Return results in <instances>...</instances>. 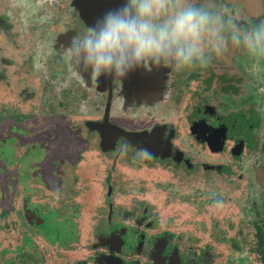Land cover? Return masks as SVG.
<instances>
[{"label": "rangeland", "instance_id": "rangeland-1", "mask_svg": "<svg viewBox=\"0 0 264 264\" xmlns=\"http://www.w3.org/2000/svg\"><path fill=\"white\" fill-rule=\"evenodd\" d=\"M109 1L112 9L120 4V0ZM235 1L229 0V6L234 8V5L230 3ZM241 1L244 5L236 9L234 13L242 23L246 24L251 19H264V0L263 5L261 0H258L256 8L252 7V0ZM27 3L24 16L20 15V19L17 20L16 11L11 7V0H0V21H7L4 16H8L10 24H16L11 35L4 36L0 31V44L4 47L0 49V264H75L74 260L78 257L86 256L90 249V246L86 247V245L88 246L89 240L92 242L91 232L96 219L100 215L107 214V208L102 209L108 189L106 176L114 160H116L115 167L118 165L119 168L118 172H114L115 182L117 185L123 184L125 189L134 193L118 194L113 198L129 206L134 205L133 210L137 208V214H140L138 218H141L139 219L141 230L146 229L147 233L154 235L168 231L171 234L169 238L171 237L170 239L185 248L183 251L185 257L182 256L179 264L185 261L186 264L195 262L203 264V258L208 255L212 264H260L257 257L263 255L254 253L259 249L256 247L258 241L255 223L264 222V201H262L263 205L256 203L255 199L258 198L255 193L263 199L264 194L259 189V185H264V160L259 162V165H255L256 170L260 171L257 189L249 185L250 181L246 174L244 175L242 166L252 173L254 165L251 160L255 158L262 160L257 157V152H252L250 145L264 142V118L260 122L258 120L259 115L264 116V59L258 61L257 66L253 68V61L241 50L236 51V48L229 47L227 49L229 53L224 54V51L215 56L207 67L192 68L196 69L193 71L196 73L194 76L197 77L193 81L194 84L188 81L189 74L193 73L191 70H185L186 73L184 72L185 74L180 77L182 80L180 79L178 84L177 81L174 84L171 81L167 82L166 77L160 76L166 72L164 68L146 71L145 78L143 69L129 73L123 80L115 78L119 87L126 89V92L137 93L135 94L137 99L140 96L148 97H144L142 100L144 102L149 101L150 98L153 99L148 107L139 109L138 112L142 114L140 118L131 122L125 119L121 110L117 108L120 104L118 101H114L116 109H113L110 116L109 113L105 114V102L100 96H95V109L102 106L97 111L91 110L90 107L86 108V103H83L85 100H82V103L79 102L76 98L77 94L74 96V93L60 91L59 88L65 90L68 84L73 86L79 84L80 92L84 94L86 86L83 84L91 83L94 86L99 84L98 81H92L88 75L73 72L69 76V70L74 71V68L67 66L66 62H63L66 66L65 74H59L58 77L62 79L60 82L56 81L58 74L53 66L55 62L53 59L61 57L64 51L67 52L65 45L59 48L61 52L57 48L54 51L52 48L44 49L45 53L49 50L53 52V54L50 53V62L46 59V54L37 48V40L35 47L29 48V53L21 44H19L21 47L14 46L18 44L17 39L21 33L25 36L26 30L22 26L25 19L31 16L30 14H34L33 22L43 34L60 27V21L56 22V18L53 17L55 11L48 10L45 0H28ZM7 5L11 12L13 11L12 13H3ZM71 7V5H63L69 14L73 9ZM102 15L100 14L96 20ZM60 20L65 24V29L77 27V30H74L75 38L85 32L84 25L81 22L79 27L80 21L76 18L67 17ZM41 41L44 48L46 41L44 39ZM17 50H19L18 53ZM8 59L12 62H8ZM108 78L112 79L107 77V82ZM158 78L160 82L156 80ZM54 85L58 87L54 88ZM173 85V93L178 91L179 94L174 99V110L165 114L153 111L159 106L157 105L159 101L153 98L155 91L158 93L166 90L163 97L166 102H169L173 95ZM98 90L102 91L101 85ZM195 90L197 93L192 97V92ZM221 92H225L226 95ZM26 98H29V101ZM245 98L248 101L256 100L255 104L253 102L239 106L237 100ZM231 99L236 100L234 104L237 106H231L230 103L233 102ZM237 113L252 116L253 121L243 120L236 115ZM23 116L24 119H22ZM193 121L202 123L204 127H201V124L197 128ZM121 123L130 126L128 129L123 128ZM24 124L28 129H23ZM100 126L104 128V137L97 134L101 132V129L97 128ZM244 126L249 130L243 128ZM200 128H205L204 137L209 133L222 134L216 139L217 143H213L212 140L202 138ZM93 129L98 130L97 133L91 134ZM12 134L18 136L19 141L32 139V135H35L41 146L31 145L19 159V164H16L18 159H16L13 143H8V139L2 140ZM161 135L162 138H159ZM241 137L242 141H240ZM76 138H78L77 142L85 148L80 168L81 173L86 174V177L82 178L87 179L86 181L81 179L79 183H75L71 181V177V180L63 183L60 177V181L54 182L52 181L55 178L54 175L45 181L29 180L25 187L24 182L14 181L12 172L16 166L19 168L23 164L24 167L20 168L24 169L25 175L36 178L38 166L50 163V159L59 160L61 154H63L62 158L66 154L76 157L77 153L69 149L70 145L75 144ZM140 139H144L148 154L138 144L133 143L134 140ZM159 139L163 142L161 148L156 145ZM260 139H262L261 142ZM125 142L126 149L122 150L121 144ZM99 144L103 148L101 146L99 148ZM222 144L226 147L225 152L221 149ZM88 145L89 147L86 148ZM169 147H171V155L168 157L165 149ZM238 147L239 151H237ZM216 148L221 151H215ZM123 155L130 157V160H123ZM178 155V160L184 162L186 168L190 166L193 172L189 175L191 185L188 189H190L191 198L185 202L174 201V189L181 186L182 189L184 188V182L180 179L183 167L178 165L176 160ZM220 157H228L229 163L233 166ZM135 160L138 163H135ZM238 162L242 166L237 165ZM225 166H227L228 174L221 175L225 171H221ZM41 171L45 172L42 169ZM200 175L205 180L197 177ZM211 176L215 177V182L218 180L216 185L222 187V193L212 192L214 187L212 188L211 181L208 179ZM206 179L209 181L207 182ZM145 182L152 186L159 184L160 186L155 188L161 187L162 190L153 191V189L149 195L145 196L137 194L135 190ZM204 185H207L208 189H205V192L210 195V198H204L206 206L203 205L201 209L199 202ZM18 186L19 190L15 192ZM170 189L173 190L172 194L169 193ZM23 195L30 197L34 208L41 214L34 212L32 216H28L33 220L28 226L23 220L28 214L24 212V209L16 208L21 204ZM233 196H235L234 200ZM198 197L200 198L197 199ZM216 197L223 201H217V203L214 201ZM136 199H141V202ZM119 210L121 211L120 208ZM148 218L154 219L152 226L154 228L146 227ZM114 219L115 216L108 226L114 223ZM143 219L145 220L142 221ZM131 226L136 227V225ZM236 235L239 239L235 238ZM156 239L153 237L152 242ZM158 239L161 240L159 237ZM244 239L247 241L244 242ZM57 243L70 244L61 246ZM233 249L239 251H231ZM222 257L226 260L223 263Z\"/></svg>", "mask_w": 264, "mask_h": 264}, {"label": "clouds", "instance_id": "clouds-1", "mask_svg": "<svg viewBox=\"0 0 264 264\" xmlns=\"http://www.w3.org/2000/svg\"><path fill=\"white\" fill-rule=\"evenodd\" d=\"M66 47L75 73L97 78L205 68L229 47L255 68L264 59V19L242 23L229 0H120Z\"/></svg>", "mask_w": 264, "mask_h": 264}, {"label": "trees", "instance_id": "trees-1", "mask_svg": "<svg viewBox=\"0 0 264 264\" xmlns=\"http://www.w3.org/2000/svg\"><path fill=\"white\" fill-rule=\"evenodd\" d=\"M240 70H242V69L240 68ZM243 75H244V73H243ZM243 77L245 78V76H243ZM234 101H236V100L231 99L232 103H230V104L232 107L237 106L234 104ZM237 101H238L239 106H245V105L251 104L253 102L255 104L256 100L248 101L247 98H245L243 100H237ZM236 115H239V117H241L243 120L253 121L252 116L248 117L247 115L241 114V113H237ZM25 116H29V115H25ZM262 116L263 115H261V116L259 115V119H258L259 122H260V120H262V118H264V116L263 117ZM22 119H24V116L22 117ZM252 125H253V123L251 124V126ZM243 128H246V127L244 126ZM23 129L24 130L28 129L25 124L23 125ZM246 130H249V129L246 128ZM93 131H95V132H93ZM93 131L91 130V134L97 133L96 131H98V130L93 129ZM260 135L263 136V134L261 132H260ZM7 139H8V143L12 142L14 144L15 139H18V136H14L12 134L10 136L8 135V136L2 138V140H7ZM77 139L78 138L75 139V144H73V146L72 145L69 146L70 151H72V149H73L77 153L76 157L70 156L69 154H66V156L62 158L63 154H61V156L59 157V160L50 159L49 160L50 163H47L46 165H43V164L39 165L38 171L40 172L41 169L45 171L44 176H40L39 179L42 180L44 178L42 181H45L46 179L49 180V178H51V176L54 175L55 178H53V180H52L54 182L60 181L62 178L63 183H64L65 181L71 180L70 178L72 177L71 181H75V183H79V181L82 178L86 177V174L81 173V168H80L81 161H82V153L84 152L85 148L81 145L80 142H77ZM242 140L243 139L241 137L240 141H242ZM261 141H262V139H260V142ZM40 144L41 143L39 141H37V137L35 135H32V139H29V140L24 139L23 141L19 142L18 145L21 148V153L19 155V158L20 159L22 158V156L25 154L26 150L28 148H30L31 145L41 146ZM100 146H101V148H103V146L101 144H99V148H100ZM250 146L253 149L252 152H257V157H259V159H262V160H258V158H255V160H251V163L254 165V167H253L254 169H252V173L249 172L248 168H246L245 166H242L240 164V162H238L237 165L242 166V169H244V172H245L244 175L246 174L247 179L250 181L249 185H253L256 188L259 185L257 183H259L258 182L259 181L258 180V178H259L258 174L260 171L256 170L255 165H259V162L261 163V161L264 160V142H261V143L257 142V144L254 143L253 146L252 145H250ZM76 147H78V149ZM88 147H89V145L86 148H88ZM225 148L226 147L224 145L221 146V149L224 152L226 151ZM239 150L240 149L237 148V151H239ZM215 151L220 152L221 150L216 148ZM214 153L218 154L216 152H214ZM59 155H60V153H59ZM221 156H223V155H221ZM49 157L51 158V156H49ZM46 158H48V157H46ZM220 158H222L223 161H225L227 164L232 165L231 163H229L230 161H229L228 157H220ZM122 159L123 160H126V159L130 160V157L123 155ZM151 159H153V158H151ZM85 162H87V164H88V160H86ZM114 162H116V160H114L112 162V164H110L109 170L107 171V176H106V185H107L108 189H107L105 204L103 205L102 209L107 208V210H106L107 214L106 215H100L96 219V223L94 224L93 230H92L93 234L91 232L92 242H90V240H89L88 246L86 245V247L90 246L89 253H87L86 256H84V257L81 256V257H78V259L74 260L75 264H91V263L92 264H173V263L179 264L180 260L182 259V256L185 257L184 252H183L185 250V248H183V246L181 244L178 245L176 242H174L173 239H170L171 237L169 238V235H171V234H169L168 231L158 232V233H156L158 235L157 236L156 234L154 235V234L147 233L146 229L141 230L139 227V222L141 221L139 219H141V218H138V216L140 214H137V208H136V210L134 209L135 210L134 211L133 210L134 205L129 206L125 203L117 202L113 198L115 195L117 196L118 194L124 195L125 193H127L130 195L131 192L134 193L131 190L125 189V186L123 184L117 185V182H115L116 179H115L114 172L115 171L118 172L119 168H118V165H117V167H115ZM135 163H138V161H136ZM219 165L222 166L221 164H219ZM220 166H218V167H220ZM22 167H24L23 164H22ZM181 167H183V169H182L183 173L180 174V179H182L184 182V184H183L184 188L182 189V186H181L177 189H174V201H177V202L179 200H181V202H185L191 198V195H190L191 192H190V189H188V188L191 185V184H189L191 182V177H189V175H190V172L192 171L191 170L192 168H190V166H188V168H186V166L184 164ZM226 167L227 166H225L221 170V171L225 170L223 173H221V175L224 173L228 174L227 173L228 170H226ZM22 172H23V175H25L24 169H22ZM241 174H242V172H241ZM158 175H160V174H158ZM212 176H211V178H208L211 181L212 188L214 187L212 192L214 194H216L218 192H219V194L222 193V187H219L218 185H216V184H218V180H216V182H215V177H212ZM229 176H231V175H229ZM56 177H58V178H56ZM198 177L202 180H205L202 175H200ZM185 179H186V182H185ZM208 179H206L207 182L209 181ZM82 180L86 181L87 179H82ZM180 182H182V181H180ZM65 183H67V182H65ZM207 185L209 186L210 184L208 183ZM207 185H204V187L202 188L203 189L202 197H201L200 202H199V203H201L199 205L200 208L203 205L206 206L204 198H206V199L210 198V195H207L208 193L205 192V189H208ZM155 186L157 187L160 185L157 184V185L152 186L150 183L145 182L144 184H140V187L138 189H136L135 192L137 194L140 193V195L145 196V195H149L153 189H154L153 191H155V190L161 191L162 190L161 187H159L157 189V188H155ZM205 186H206V188H205ZM259 187H260L259 189H261L263 194H264V185H259ZM169 193L172 194L173 190L170 189ZM241 194H240V196H241ZM255 195L258 198V199H255V202L256 203L258 202V204L263 205L262 201H264L263 200L264 195L262 196L263 199L260 198L261 196H259L257 193H255ZM234 197L235 196H233V200H234ZM199 198L200 197H198L197 199H199ZM212 198H214V197H212ZM241 199H242V197H241ZM136 201L141 202V199L140 200L136 199ZM214 201L217 202V201H223V200L218 199V197H216V199ZM207 203H209V202H207ZM135 207H136V205H135ZM119 208L121 209V211L119 210ZM33 209L35 212H37V214L41 215L40 212H38L36 208L33 207ZM201 209H197V210H201ZM120 212H122V214ZM32 214H28L26 216V218L23 219L24 224H26L27 226H28L29 222L31 221V218H28V216H32ZM114 214H116V215H114ZM145 214H146V212H145ZM114 216H115L114 223L111 226H108V223L113 221ZM67 220H69V219H67ZM144 220L145 219H143L142 221H144ZM147 220L148 221L145 223L146 227L147 228H154V227H152L154 225V223H153L154 219L151 220L148 218ZM32 222H33V220H32ZM68 222H71V221L69 220ZM142 223H144V222H142ZM156 223H157V221H156ZM174 223H172V224H174ZM70 225H71V223H70ZM131 225H136V227H132ZM155 226H157V224H155ZM255 226H256V231H257L256 237H257V241H258V243H256V247H259V249L257 248L258 251L257 252L254 251V253H260L263 255V256H258L257 261L260 264L261 263L264 264V222L263 223H259V222L255 223ZM168 229L171 231V228L168 227ZM252 229H250V230H252ZM153 237L157 238L156 241H154V242H152ZM158 237L161 240H159ZM235 238L239 239V237L237 235L235 236ZM243 241L245 242L247 240L244 239ZM57 244H59L61 246H67L70 243H67V244L57 243ZM173 250H174V252H173ZM231 251L237 252L239 250L233 249ZM209 252H211V250ZM224 258L225 257L221 258V259H223L222 263H223V261L224 262L226 261V260H224ZM229 258H231V256ZM210 260L211 259H209V255H208L207 257L203 258V264H212V261H210ZM113 261L115 263H113ZM172 261H173V263H172ZM194 261H196V259ZM183 264H186V261L183 262ZM194 264H199V263L195 262Z\"/></svg>", "mask_w": 264, "mask_h": 264}, {"label": "flooded vegetation", "instance_id": "flooded-vegetation-1", "mask_svg": "<svg viewBox=\"0 0 264 264\" xmlns=\"http://www.w3.org/2000/svg\"><path fill=\"white\" fill-rule=\"evenodd\" d=\"M40 1H43V0H40ZM106 1H109V0H66V1H64V0H45V3L48 4V10L55 11V16H53V17L56 18V22L60 21L59 24H60L61 30H59L60 27L59 28L56 27V28L52 29L51 31L48 30V31L44 32L45 34H43L42 32H40V30H39L38 26L36 25V23L33 22L34 14L28 13L31 16H29V18L25 19V23L22 26V28L26 30V32H25L26 34L25 35H30L31 42L28 41V43L30 44L29 47L30 48H34L35 47V45H36L35 44L36 37H34V36H37V34H39V35L42 36V39H44V41H46L43 50L41 48L42 45L38 44V42H37V48L39 50H41L43 53H45V50H47V49H51L52 48L53 51L56 48L59 49L62 45H65V48H67L66 46L68 45L70 40L75 39V31L74 30H77L76 29L77 27H71V28L69 27V28L65 29V27H64L65 24L60 19L67 18V17L70 18V19L71 18H76V19H78L80 21L78 26L81 27V22H82V24L85 27V31H86L87 28L90 25L94 24V22L96 21V18L100 14H104L107 10L112 9L111 7L108 8V7H106L104 5V2H106ZM257 1L258 0H252V7L253 8L257 7ZM261 4L263 5V0H261ZM63 5H71L72 6L71 8H73V9H71L72 12L69 14L67 9L65 10L63 8ZM230 5H234V8H233L234 12H235L236 9L241 8L243 6L241 0H236L234 3H230ZM11 7L14 9V11H16L15 18L17 20L20 19V15L24 16V11L25 10H21L17 6L14 7L13 2H11ZM263 9H264V5H263ZM4 12L9 14V13H12L13 11L11 12V10L9 9V6L7 5L4 8V10H3V13ZM263 12H264V10H263ZM35 14L37 15V13H35ZM72 15H73V17H72ZM4 17H5V20H7V21H3V22L0 21V28H3L0 31L3 32L4 36L11 35L13 33L14 25H16V24H14V23H13V25L10 24V22L8 21L9 17L8 16H4ZM49 29H51V27H49ZM65 31H67V32L65 33ZM82 33H84V32H82ZM21 34L24 36L23 33H21ZM7 39H11V37H7ZM19 40H20V38L17 39V43H18L17 45L13 43L14 46L21 47L19 45V44H21V43H19ZM14 41H15V39H14ZM40 42L42 43L43 41H40ZM2 48H4V47H2V44H0V49H2ZM61 51L62 50L59 49V52H61ZM236 51H239V49H236ZM50 53L53 54V52H51L50 50L48 51V53L47 52L45 53L46 57H47L46 59L48 60V62H50V60H51ZM227 53H229V52L226 50L224 52V54H227ZM60 56L61 57H59L57 59H53L55 61L54 62L55 65L53 64V66H54V68L57 69L56 71H57L58 75L56 77V81H58V82H60L61 79H62V78L58 77L59 74L61 75L62 73H64V70L66 69V66L63 64V62H66V65L70 66L68 60L65 59L66 51H64ZM68 69H70V68H68ZM237 69L240 70V68H237ZM143 70H142V73H143ZM188 70L189 71L191 70V72H193L196 69H188ZM197 70L199 71V69H197ZM164 71H166L164 73V75L160 74V76L162 78H163V76L166 77L167 82L171 81V83L173 82V84H174L175 81H177V84H178L179 80L180 79L182 80V78H180V77L183 74L186 73V71H183V72H180V73H176V72L169 71L167 69H165ZM73 72H75V69H74V71L70 69L69 72H68L69 76H71V74H73ZM188 72H187V74H189ZM146 74H147V72L144 70V78H145ZM194 74H196V73L193 72V73L189 74L190 75L189 76L190 79L188 78L189 79L188 81L192 82V84H194L193 83L194 79L197 78V77L194 76ZM167 75H170V76H167ZM89 77L94 82L98 81L99 84L97 85L95 83V85H97V86H94L91 83L90 84L88 83V84H85V85L83 84V86H86L84 94H81L80 88H79V87H81V85H79V84H74V86L71 85V84H68V86H66L65 90L64 89L61 90L62 88H59V89H60V91H66V92L71 93V94L74 93V96L77 94L76 95L77 100H79V102H81L82 100H85V102H83V103H86V108L90 107L91 110H97L98 111L99 109H101L102 106H99L98 109H95V102H94V101H96V97L95 96H100L101 98L104 99V102H105V114H106V111H108L110 116H112L113 109H116V107L114 105V101L115 102L118 101V102H120V104L117 106V108H119L121 110V112H122L121 114L123 115V117L125 119H128L131 122H135L142 115L141 113L138 112L140 108H142L144 106L148 107V105H150L152 103V101H153V99L151 100L150 97H149L150 100L147 101L148 103L142 101L145 96H140L137 99L136 96H135V94H137V93L134 94V93H131V92H126V89H123L121 86L119 87L118 81L114 80L115 78H112V79L108 78V82H107L106 81L107 77H103V76L98 77V78L97 77H92V76H89ZM172 78H173L174 81L172 80ZM141 79H143V77H141ZM159 79L160 78H158L156 80H159ZM183 80H184V77H183ZM71 82L73 84L72 80H71ZM159 82H160V80H159ZM100 85L102 86V91L104 90L103 93H102L101 90L100 91L98 90V87H100ZM115 85H117V88H115ZM56 87H58V85H54V88H56ZM172 88H173V90H172V94L173 95H172L171 100L169 102H166L164 100V97H163L164 94H165L164 92L166 90L159 91L158 93H157V91H155L156 94L153 95V98H154V100L156 98L159 101V103L157 104L159 106H157L158 109L156 108V110H153V111H159L162 114H165L167 112H170V111L174 110V99H175V96L178 97L179 94H178V91H176V93H173L174 92V85L172 86ZM201 90H203V89L201 88ZM195 93H197V90L192 92V97L194 96ZM97 94H99V95H97ZM131 94H134V96L130 97ZM221 94H225L226 95L225 92H221ZM159 95H161L162 97H158ZM145 98H148V97H145ZM181 99H182V97H181ZM146 100H148V99H146ZM75 103H77V101ZM122 115H120V116H122ZM98 120H101V119H98ZM101 123L104 124V122H101ZM193 123H194V121H193ZM201 124L198 123V122H195L194 126L196 125L197 128H199L200 126H198V125H201ZM120 125H122L123 128L126 127L127 129L130 126V125H126L125 126L123 123H121ZM117 127H119V126H117ZM201 127H204V125L202 124ZM120 128H122V127H120ZM100 129H102V128H100ZM204 129L205 128H203V129L200 128L199 129V132H201L203 134L202 138L203 139L207 138L208 141L212 140L211 142L217 143L215 141H216V139L219 138V136H221L222 133L221 134H216V135H215V133H213V134L209 133L208 136L204 137V132H205ZM98 134H99L100 137L102 136L101 132L98 133ZM159 138H162V135ZM133 143L138 144L139 147L142 148L146 152V154H148L147 150H146L147 146L145 144L144 139H142V140L140 139V140H136V141L134 140ZM223 144H222V146H223ZM156 145H157V147H160V148H161V146H163V142L161 141V139H159V141L156 142ZM164 145H165V143H164ZM170 149H171V147H169L168 149H165L168 152V153H165V154H167L168 157L171 155ZM113 263H115V262L113 261Z\"/></svg>", "mask_w": 264, "mask_h": 264}, {"label": "crops", "instance_id": "crops-1", "mask_svg": "<svg viewBox=\"0 0 264 264\" xmlns=\"http://www.w3.org/2000/svg\"><path fill=\"white\" fill-rule=\"evenodd\" d=\"M27 1L28 0H11V2H13V5H14V7H18L19 9H21V10H24L26 7H27ZM23 6V8H22V6ZM26 34V33H25ZM34 37H36V40H38V44H42L40 41L42 40V36L41 35H39V34H37V36H34ZM18 38H20V43H21V45L23 46V49H27V51H28V53H29V46H30V44L28 43V41L29 42H31V40H30V35H25V36H23L22 34H21V36L20 37H18ZM11 47H14V46H11ZM42 48V50H43V46L41 47ZM32 50V49H31ZM19 52V50H17V53ZM40 52H42L41 50H40ZM30 56L32 55L31 54V52H30V54H29ZM8 62H12V60L11 59H8ZM35 89V88H34ZM26 95H29V94H26ZM25 95V96H26ZM24 96V97H25ZM26 99H28V101H29V98H26ZM21 100V99H20ZM19 142H21V141H19V139H15V143L13 144L14 146H15V155L17 156L16 157V159H18V162H16V164L18 163L19 164V155H20V153H21V148H20V146L18 145L19 144ZM178 157H179V155L176 157V160L178 161V165H181V166H183V164H184V162H182V161H180V160H178ZM20 167H22V165H20ZM18 168L17 166L14 168V170H13V172H12V174L14 175L13 177H14V181H19L20 183L21 182H24V187L26 186V182H29V180H33V181H42L41 179H39L40 178V176H44V173L40 170V172L39 171H37L36 172V178H33V177H28V175H23V172H22V169L21 168ZM21 170V171H20ZM191 173H193L192 171L190 172V174ZM22 174V175H21ZM198 177V176H197ZM23 178V179H22ZM28 178H30V179H28ZM33 187V186H32ZM19 190V186L18 187H16V189H15V192H17ZM37 204H40V203H37ZM33 202L31 201V199H30V197L29 196H25V195H23L22 196V202H21V204L19 205V207H16L17 208V210L19 209V210H21V209H24V212L25 213H28V214H32L33 212H35L34 211V209H33ZM14 208V207H13ZM31 218V217H30ZM30 222H32V220L30 221Z\"/></svg>", "mask_w": 264, "mask_h": 264}, {"label": "water", "instance_id": "water-1", "mask_svg": "<svg viewBox=\"0 0 264 264\" xmlns=\"http://www.w3.org/2000/svg\"><path fill=\"white\" fill-rule=\"evenodd\" d=\"M104 5L106 6V7H110V1H106V2H104ZM244 5V4H243ZM106 113H109L108 111H106ZM97 128H102L101 126L100 127H97ZM101 132H102V137H104V128L103 129H101Z\"/></svg>", "mask_w": 264, "mask_h": 264}]
</instances>
